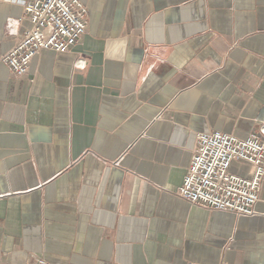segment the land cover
<instances>
[{
  "label": "crops",
  "instance_id": "obj_1",
  "mask_svg": "<svg viewBox=\"0 0 264 264\" xmlns=\"http://www.w3.org/2000/svg\"><path fill=\"white\" fill-rule=\"evenodd\" d=\"M81 1L15 76L30 20L0 0V264H264V179L251 215L177 196L198 132L264 130V0Z\"/></svg>",
  "mask_w": 264,
  "mask_h": 264
},
{
  "label": "built area",
  "instance_id": "obj_2",
  "mask_svg": "<svg viewBox=\"0 0 264 264\" xmlns=\"http://www.w3.org/2000/svg\"><path fill=\"white\" fill-rule=\"evenodd\" d=\"M6 1L20 4L30 20V26L16 44L1 56V61L15 76L27 72L31 59L40 50L67 51L86 31L88 11L81 0ZM261 133L263 129L241 138L218 130L198 132L177 196L191 205L215 211L253 214L264 179ZM233 161L248 163L252 167L250 176L232 173L229 167ZM26 264L49 263L36 259Z\"/></svg>",
  "mask_w": 264,
  "mask_h": 264
}]
</instances>
